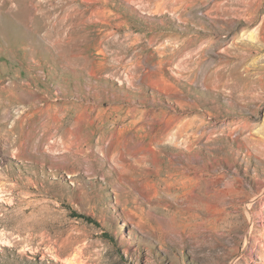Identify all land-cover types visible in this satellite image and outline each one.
Here are the masks:
<instances>
[{
  "label": "rangeland",
  "instance_id": "374dc122",
  "mask_svg": "<svg viewBox=\"0 0 264 264\" xmlns=\"http://www.w3.org/2000/svg\"><path fill=\"white\" fill-rule=\"evenodd\" d=\"M0 149V264H264V0H0Z\"/></svg>",
  "mask_w": 264,
  "mask_h": 264
},
{
  "label": "bare ground",
  "instance_id": "6f19581e",
  "mask_svg": "<svg viewBox=\"0 0 264 264\" xmlns=\"http://www.w3.org/2000/svg\"><path fill=\"white\" fill-rule=\"evenodd\" d=\"M10 131H11V129H9V132ZM55 135H56L55 132H51L49 134V137L50 138L51 137H56ZM18 138H19L18 136L14 137V138H11V135L8 134V144L5 146V148L3 150V151H7L12 158H19L21 156V154H22L21 149H20V144L18 143ZM42 139L45 140V139H47V137L44 139V135H42ZM37 147H40L39 144H38ZM1 151H2V149H0V152Z\"/></svg>",
  "mask_w": 264,
  "mask_h": 264
}]
</instances>
